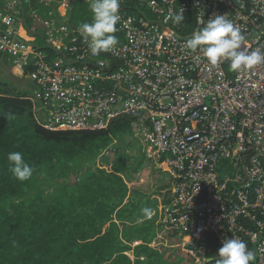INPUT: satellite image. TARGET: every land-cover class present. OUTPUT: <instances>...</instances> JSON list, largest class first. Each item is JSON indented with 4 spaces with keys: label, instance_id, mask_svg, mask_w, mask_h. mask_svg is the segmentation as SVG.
Listing matches in <instances>:
<instances>
[{
    "label": "built area",
    "instance_id": "built-area-1",
    "mask_svg": "<svg viewBox=\"0 0 264 264\" xmlns=\"http://www.w3.org/2000/svg\"><path fill=\"white\" fill-rule=\"evenodd\" d=\"M90 2L0 0V56L32 82L35 94L24 99L36 123L94 132L141 116L147 158L173 181L171 202L150 219L193 264H215L226 238L244 241L252 264H264V64L232 72L229 62L212 67L185 47L210 17L227 15L245 37L240 50L264 52V0H120L119 45L98 56L71 23L75 6Z\"/></svg>",
    "mask_w": 264,
    "mask_h": 264
},
{
    "label": "trees",
    "instance_id": "trees-1",
    "mask_svg": "<svg viewBox=\"0 0 264 264\" xmlns=\"http://www.w3.org/2000/svg\"><path fill=\"white\" fill-rule=\"evenodd\" d=\"M91 20L89 5L77 4L71 23ZM27 29L49 51L40 29ZM29 95L0 75V264H193L179 245H164L179 239L142 211L163 208L171 195L157 200L135 186L146 162L132 138L141 116L121 117L106 131L50 132L36 123ZM117 141L121 147H112ZM17 151L35 169L28 181L8 170L7 156ZM103 153V166H94Z\"/></svg>",
    "mask_w": 264,
    "mask_h": 264
},
{
    "label": "clouds",
    "instance_id": "clouds-1",
    "mask_svg": "<svg viewBox=\"0 0 264 264\" xmlns=\"http://www.w3.org/2000/svg\"><path fill=\"white\" fill-rule=\"evenodd\" d=\"M119 8L120 0H91L89 9L92 20L90 23L80 24L78 32L93 56L107 53L119 45V38L115 35L118 31L116 25L120 20ZM170 18L174 24H180L184 20L183 9ZM244 40V35L227 15H215L210 17L202 28L192 33L185 47L193 53L201 52L212 67L225 61L229 62V70L232 72L251 70L264 64V52L240 50ZM6 116L9 120L15 119L11 112L6 113ZM7 160L8 170L15 179L24 182L32 178L35 169L25 161L21 152L9 153ZM142 211L147 217L152 215L150 208H144ZM216 257L215 264H252L255 253L241 239L226 238ZM207 264H211V261L208 260Z\"/></svg>",
    "mask_w": 264,
    "mask_h": 264
},
{
    "label": "rangeland",
    "instance_id": "rangeland-1",
    "mask_svg": "<svg viewBox=\"0 0 264 264\" xmlns=\"http://www.w3.org/2000/svg\"><path fill=\"white\" fill-rule=\"evenodd\" d=\"M37 5V4H36ZM29 21V20H27ZM27 25H30V27L34 30H36L37 28H39L38 26H35L32 24V22H28L26 23ZM10 60L8 58L3 59L2 57H0V75L2 77V79L11 87H14L16 89H18L20 92L22 93H27V94H31L34 95L35 94V88L32 84V82L26 78H18L17 76H15L12 72H11V68H10ZM136 135L135 137H132L133 140L134 138L137 140V142L139 143V147L142 150V156L143 159L146 161L145 162V168L143 170V172L141 174H139L138 176H142L143 181H138V184H135V186H147L149 187L148 189V194H152V195H158L157 197L154 196V199L160 200L163 198V196L169 191V193H171V187H172V178L167 174L164 173L162 171H159L161 173H154L151 172V169L153 170V165L150 163L149 159L147 158L146 155V150H144V144L141 141V134L139 129L135 130ZM122 145L123 142H119L117 141L116 145H113L112 147H116L119 145ZM121 147V146H119ZM103 156L104 153L102 155H100L98 157V159L96 160V163L94 164V166L96 167H100L103 166L102 161H103ZM148 166V167H147ZM155 171V170H153ZM152 173H153V177H152ZM77 181V176H73V178H71V181ZM52 186L51 185H47L46 189L50 190ZM160 192V195H159ZM162 209V206L159 205L158 207H156L155 209L152 210L153 212H158V214L160 213ZM146 220H155V218L150 219V217H146ZM159 223V222H157ZM164 245H168L171 248H175L176 246H178L179 244L174 243V242H166L164 243Z\"/></svg>",
    "mask_w": 264,
    "mask_h": 264
},
{
    "label": "crops",
    "instance_id": "crops-1",
    "mask_svg": "<svg viewBox=\"0 0 264 264\" xmlns=\"http://www.w3.org/2000/svg\"><path fill=\"white\" fill-rule=\"evenodd\" d=\"M1 57V56H0Z\"/></svg>",
    "mask_w": 264,
    "mask_h": 264
}]
</instances>
